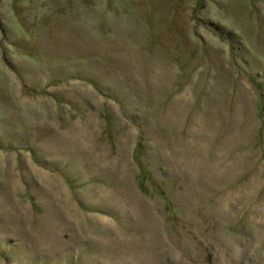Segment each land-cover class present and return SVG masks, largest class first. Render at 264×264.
Returning a JSON list of instances; mask_svg holds the SVG:
<instances>
[{"label": "rangeland", "instance_id": "1", "mask_svg": "<svg viewBox=\"0 0 264 264\" xmlns=\"http://www.w3.org/2000/svg\"><path fill=\"white\" fill-rule=\"evenodd\" d=\"M0 264H264V0H0Z\"/></svg>", "mask_w": 264, "mask_h": 264}]
</instances>
